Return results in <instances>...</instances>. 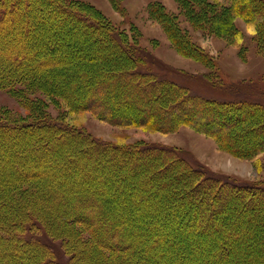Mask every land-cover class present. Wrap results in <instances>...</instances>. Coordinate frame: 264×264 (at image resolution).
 Masks as SVG:
<instances>
[{
  "label": "trees",
  "instance_id": "1",
  "mask_svg": "<svg viewBox=\"0 0 264 264\" xmlns=\"http://www.w3.org/2000/svg\"><path fill=\"white\" fill-rule=\"evenodd\" d=\"M183 1L187 2L186 11L205 26L203 30L207 34L211 33L208 23L214 31L227 29V34L233 37L241 34L242 29L227 9L219 12L217 6L208 0ZM111 2L115 8H121L120 0ZM152 10L164 23L179 50L198 56L211 66L216 65L214 56L191 40L175 17L158 4H153ZM235 12L247 20L253 19L261 27L256 33L264 43V0H238ZM70 19L74 21L73 25L69 23ZM62 24L68 25L62 28ZM59 25L60 37L51 31ZM76 25L86 31L89 38L100 36L107 42L106 59H96L90 65L76 56H72L73 63L64 61L72 52L69 42ZM4 28L9 38L17 43L12 45L5 37L0 38V89H19V85H23L17 93L29 104L32 114L17 118L6 111L0 112V264H4L6 258L13 260L12 263L6 260L7 264L135 262V246L140 242V236L152 233L156 218H143L147 221L141 227L140 236L134 235L133 229L130 230L132 236H128L125 229L112 227L109 221H105L100 190L90 195L76 191V195H71L74 200H70L69 195L62 196V189L66 186L84 187L86 179L90 181L94 177L89 165L100 164L109 153L118 155L121 165L128 164L133 172L148 170L150 175L142 176L141 189L157 180L164 184V198L179 192L184 197L197 191L201 200L206 201L210 214L219 212L225 218L229 216L224 207L229 209L228 206L235 204L231 196L246 195L249 209H253L255 203L262 204L263 208V212L261 207L250 212L251 217L254 213L264 215V179L241 181L215 173L200 162L192 161L176 146L143 141L123 145L102 140L53 117L41 101L26 97V93L40 90L48 96L61 98L67 108L91 111L103 121L121 126L176 131L182 125H189L221 139L227 150L250 158L264 150V141L252 147L240 146L233 124L224 117L238 116L245 120L251 114L256 121L263 120L256 130L264 129V101L244 95L243 91L237 93L236 88L221 81L219 73L220 78L207 77L210 86L220 91L217 97L193 91L192 87L164 71L160 66L162 61L132 41L126 29L81 0H0V35ZM32 39L35 44L29 48L26 42ZM244 49H247L246 45L241 47ZM105 64L118 67V71L112 70L91 84L93 76L88 69L91 65L102 69ZM81 88L88 89L87 96ZM84 98L86 101L80 104L79 100ZM196 118L204 121V125ZM95 154L98 156L96 160L85 163L86 157ZM108 174L110 181L115 183L117 173ZM58 176H63L66 183L63 181L60 185L56 181ZM177 181L184 188L171 185ZM218 191L226 193L227 197L223 199L217 195ZM214 195L220 205L216 204ZM179 215L175 218L178 219ZM261 217L248 225L251 232L252 227H264V216ZM238 223L241 222L234 221L233 230L248 239V227ZM85 233L89 236L84 237ZM58 241L62 242L60 247L65 260L51 246ZM159 243L158 239L150 241L140 252L147 261L154 258L149 264H165V260L160 259ZM183 257L176 255L168 264H181L182 261L178 262Z\"/></svg>",
  "mask_w": 264,
  "mask_h": 264
},
{
  "label": "rangeland",
  "instance_id": "2",
  "mask_svg": "<svg viewBox=\"0 0 264 264\" xmlns=\"http://www.w3.org/2000/svg\"><path fill=\"white\" fill-rule=\"evenodd\" d=\"M81 1L94 6L97 12H100L120 28L126 29L132 41L139 43L162 61L160 66L165 69L164 71L175 80L192 87L193 91L206 96L217 97L220 91L210 86L207 77L213 80L221 77V81L236 88L237 93L243 91L244 95H250L264 101V43L260 42L256 33L261 27L253 19L247 20L245 17L236 15L235 4L238 0H208L217 6L219 12H221L220 9H227L228 14L236 19V23L242 29L241 34L237 37L227 34V29L214 31L210 23H208V28L211 33L207 34L203 30L205 26H201L186 11L187 2L183 0H120V9L114 7L112 0ZM153 4L160 5L162 10L175 17L186 35L214 56L216 65L211 66L210 63L198 59V56H190L179 50L164 23L155 16L156 12L152 10ZM64 22L61 21V23ZM69 23L73 25L74 21L70 19ZM67 25L62 24L61 27L64 28ZM59 29L60 25L57 26V29L52 28L51 31H55V36L60 37L62 32L58 31ZM72 30L73 33L69 42L72 52L65 56L64 61L71 63L72 56H76L77 58L80 57L82 62L90 65L96 59L108 57L107 42L100 36L89 38L87 32L79 29L77 25ZM2 37L8 39L12 45L17 43L14 39L9 38L6 28L1 31L0 38ZM26 43L29 48L35 44L34 39ZM244 45L247 46V49L241 50ZM106 66L105 64L102 69H98L91 65V69H88L93 76L91 84L105 77L112 70L118 71V67ZM151 67L153 68L152 65ZM212 70L215 72L211 73ZM218 73L220 77L217 76ZM19 86V89L23 88V85ZM19 89H0L1 113L6 111L17 118H26L32 114L29 104L18 96L17 90ZM24 90L26 89L24 88ZM82 90L83 94L87 96L88 89L83 88ZM76 91L79 92L78 89ZM26 94V97L34 101H41L44 109L53 117L61 118L102 140L123 145L143 141L176 146L181 148L183 153L189 156L192 161L200 162L215 173L241 181L264 179V150L253 158L247 155L244 157L227 150L221 139L200 132L189 125H182L176 131H164L149 126H121L103 121L91 111H76L67 108L61 98L48 96L40 90L33 94ZM78 95H82V93H78ZM86 99L79 100L80 104ZM248 115L249 117L245 120L238 116L224 117V120L233 124L231 126L237 132L240 146L252 147L264 141V129L256 130L255 128L259 124H263V120L256 121L251 114ZM196 120L204 125V121L198 118ZM214 126L211 127L215 128ZM230 144L238 146L237 143ZM117 153L119 154V151ZM107 155L108 157L101 160L100 164L89 165L88 168L92 169L94 177L90 181L86 179L84 187L75 186L74 188L73 186L68 188L66 186L62 189V191L64 190L62 196L64 198L66 195L71 197V195L77 194L76 191L90 195L94 191L100 190L103 195L100 198L102 200L100 204L105 210V221H109L112 227L125 229L128 236H132L130 231L132 229L134 235L136 233L138 237L140 236L141 227L147 221L143 218L149 216L151 219L156 218L152 233L140 236L141 240L135 246V262L132 264L153 262L154 258L147 261L145 255L140 254V252L150 241L157 239L160 241L158 246L162 253L160 259H164L165 264H168L170 259L173 260L176 255H184L178 262L182 261L181 264H264V227H252V232L248 227L253 219L256 220L264 216L260 214V211L263 210L262 204L255 203L253 204L254 208L249 209L246 204L248 199L246 195L231 196L235 204H232V207L228 206L229 209L224 207L225 211L228 210L227 216L230 218L223 217L219 212L212 215L208 211L206 201L201 200L197 191H192L184 197L179 192L173 197L164 198V184L157 180L151 181L152 183L141 189L142 176L150 175L148 170H135L133 172L132 167H129L128 164L121 165L118 155L113 156L110 153ZM95 157L98 156L95 154L86 157L85 163L92 161L90 159L96 160ZM108 172L117 173L115 183L110 181L111 176ZM124 177H127L126 180H121ZM57 178L56 181L60 185H63V181L66 183L63 176ZM52 184L56 185L53 182ZM171 185L184 186L178 181L172 182ZM160 195H163V198H160ZM217 195L222 196L223 199L227 197V194L222 191H218ZM216 196H213L216 204L220 205V200L218 201ZM73 198L72 196L70 200H74ZM260 207V215L254 213L252 218L250 212ZM135 211H137V216L134 215ZM241 212L242 215L240 216ZM176 215H179L178 219L175 218ZM234 221L241 222L238 224L248 227L247 231L250 235L248 239L245 236L242 238L238 232L233 230ZM88 236V233L84 234V237ZM221 241L225 243L222 244ZM61 243L58 241L51 246L61 259L65 260L66 256L62 253ZM6 260L8 263L13 262L10 258H6ZM6 260L4 264H7L5 263Z\"/></svg>",
  "mask_w": 264,
  "mask_h": 264
}]
</instances>
